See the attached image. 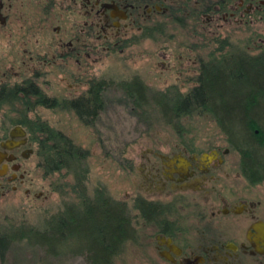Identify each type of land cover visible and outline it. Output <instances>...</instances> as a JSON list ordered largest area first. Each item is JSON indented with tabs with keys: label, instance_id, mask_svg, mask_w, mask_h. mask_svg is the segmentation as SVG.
Returning a JSON list of instances; mask_svg holds the SVG:
<instances>
[{
	"label": "flooded vegetation",
	"instance_id": "af4514ba",
	"mask_svg": "<svg viewBox=\"0 0 264 264\" xmlns=\"http://www.w3.org/2000/svg\"><path fill=\"white\" fill-rule=\"evenodd\" d=\"M140 1L143 4L135 6L128 0H0V195L27 187L30 171L41 170L43 176L34 137L39 130L37 120L44 121L47 112L57 109L74 114L67 101L85 98L89 82L95 80L90 78L79 95L59 98L48 92V73L64 75L62 65L69 61L89 69L95 31H99L95 38L100 39L102 50L121 51L129 44L118 38L121 23L142 9L149 15L168 12L173 23H182L176 14L182 7L173 11L172 6L164 7L166 0ZM200 1L195 18L205 17L208 22L217 13L233 16L243 6L244 16L252 10L255 14L264 11V0H238L228 4L227 11L218 5L202 6ZM60 17H66L70 26L63 33ZM45 38L49 39L46 43ZM220 41L218 37L203 41V51L210 45L215 49L198 58L185 88H180L183 91L166 89L167 97L186 100L189 91L200 86L205 63L221 55ZM37 45L43 54L34 50ZM72 81L78 84L81 77ZM182 144L169 154L154 153L158 162L156 176L152 175L158 179L154 187L169 191L168 200L158 202L138 195L129 205L144 202L161 209L146 213L142 217L147 222L139 220L135 225L131 243L141 253L140 264H264V172H241L240 156L235 164L225 161L227 149L199 151ZM22 192L31 194L29 189ZM117 202L121 210L128 204ZM125 243L122 250L129 244Z\"/></svg>",
	"mask_w": 264,
	"mask_h": 264
},
{
	"label": "rangeland",
	"instance_id": "374dc122",
	"mask_svg": "<svg viewBox=\"0 0 264 264\" xmlns=\"http://www.w3.org/2000/svg\"><path fill=\"white\" fill-rule=\"evenodd\" d=\"M166 2L164 7L172 6L173 11L183 8V11L176 13L182 23H173L168 12L163 16L153 12L149 15L143 9L137 13L130 12L131 18L121 23L123 26L118 33L119 39L129 40L128 46L121 51L102 50L100 39L95 38L99 31H95V48L90 57L92 66L89 69L85 66L78 68L75 61H69L62 65L64 75H58L56 71L48 73L46 77L48 92L67 99L85 90L90 78L113 83L104 96L102 115L93 127L82 124L71 112L59 109L47 112L43 120L71 138L76 145L88 150L85 168L88 170L89 194L95 188H102L110 198L125 201L128 206L138 195L154 198L158 202H166L170 196L169 191L156 190L154 187L158 181L152 177L156 176L155 168L158 167L154 153L169 154L172 148L183 146L182 143L186 142L199 151L213 147L227 149L228 154L224 159L232 164L238 162L239 155L226 144L212 120L202 114L184 117L176 125H167L157 109H146L148 112L143 116L139 109L131 106L117 85L139 79L148 89L151 101L156 92L164 93L166 89L171 92L183 91L184 82L193 73L191 70L196 67L198 58L205 57L209 50L215 49L210 45L207 51H203L200 47L203 41L208 43L209 39L218 37L227 41V48H230V44L240 45L251 55L258 54L264 47V11L261 16L255 14L254 10L244 16L246 7L243 6L233 16L217 13L208 22L205 17L195 18L194 12L201 9L199 0ZM204 3L205 0L202 6ZM67 22L66 17L59 18L62 33L70 27ZM150 28L159 30L153 31L151 35L141 32ZM45 39L46 43L49 39ZM34 50L40 54L44 52L39 45ZM48 70H51L50 67ZM79 77L81 81L78 84L72 81ZM28 177L30 183L27 187L15 194L8 192L4 196L0 195V233H8L12 227L21 224L39 233L44 232L47 220L61 211V197L50 186L56 176L44 179L41 170H33ZM24 189H29L31 194H24ZM30 237L32 242L40 240ZM128 243L114 264H140L141 253L131 241ZM0 264H87V261L67 253L50 255L46 253L45 247L30 246L26 241H20L9 245L4 261L0 260Z\"/></svg>",
	"mask_w": 264,
	"mask_h": 264
},
{
	"label": "trees",
	"instance_id": "16d2710c",
	"mask_svg": "<svg viewBox=\"0 0 264 264\" xmlns=\"http://www.w3.org/2000/svg\"><path fill=\"white\" fill-rule=\"evenodd\" d=\"M128 1L135 6L143 4L140 0ZM236 1L205 0L204 5H218L227 11L228 4ZM256 14L261 16L259 12ZM156 30L159 28L142 32L151 35ZM227 45V41H220L221 55L205 63L207 70L201 73L202 83L189 91L186 100L156 93L149 101L148 89L139 79L122 82L117 87L143 116L148 112L146 109H157L167 125H176L191 115L202 114L212 120L226 144L240 156L241 172L257 174L264 172V47L251 55L240 45L230 44V48ZM112 84L95 79L89 82L85 98L67 101L82 124L89 128L95 125L102 115L104 93ZM37 123L39 130L34 137L39 145L43 177L56 176L50 186L61 197L62 209L47 220L44 232L21 224L12 227L9 234L0 233V260L4 261L11 243L26 241L30 246L45 247L50 255L81 254L87 264H114L125 242L133 240L135 225L147 222L142 216L161 209L142 202L131 207L124 203L123 211L106 190L95 188L89 194L85 168L88 150L45 121L37 120ZM30 235L40 240L32 242Z\"/></svg>",
	"mask_w": 264,
	"mask_h": 264
}]
</instances>
